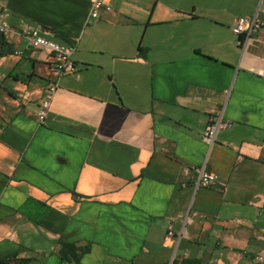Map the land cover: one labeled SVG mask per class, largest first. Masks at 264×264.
Segmentation results:
<instances>
[{
  "label": "crops",
  "instance_id": "1",
  "mask_svg": "<svg viewBox=\"0 0 264 264\" xmlns=\"http://www.w3.org/2000/svg\"><path fill=\"white\" fill-rule=\"evenodd\" d=\"M92 1L0 0L77 46L39 123L50 59L0 35V264H62L60 238L81 264H261L264 28L242 49L232 27L264 0Z\"/></svg>",
  "mask_w": 264,
  "mask_h": 264
},
{
  "label": "built area",
  "instance_id": "2",
  "mask_svg": "<svg viewBox=\"0 0 264 264\" xmlns=\"http://www.w3.org/2000/svg\"><path fill=\"white\" fill-rule=\"evenodd\" d=\"M110 8L106 5L105 0H93L91 4L90 18L95 20L100 18L101 13L109 11ZM264 28V23L257 16L253 18H240L232 27V33L235 36L237 46L245 49L249 39L259 34ZM0 35L5 43L12 44L18 40H24L31 48L43 53L44 59H50V75L47 81L48 96L37 107L36 117L39 123H44L47 118L48 111L51 106L52 97L59 89L60 80L67 74L75 71V61L72 56L75 53L77 46L72 43H65L57 40L56 35L50 30L41 26H31L23 23L19 26H14L8 21H4L0 16ZM16 56L22 57L24 50L16 49ZM229 122H224L222 118L211 121L206 127L203 140L207 144L213 145L216 142L217 132L220 129L230 127ZM20 136H25L30 139L31 135H26L25 131L18 130ZM196 180L195 187H211L217 183V177L206 171L204 165L194 169ZM169 236H172L173 231H169ZM257 262L264 264V257H258Z\"/></svg>",
  "mask_w": 264,
  "mask_h": 264
},
{
  "label": "trees",
  "instance_id": "3",
  "mask_svg": "<svg viewBox=\"0 0 264 264\" xmlns=\"http://www.w3.org/2000/svg\"><path fill=\"white\" fill-rule=\"evenodd\" d=\"M57 254L60 257L62 264H81L82 258L89 252L88 245L80 246L75 243H70L64 239H58Z\"/></svg>",
  "mask_w": 264,
  "mask_h": 264
}]
</instances>
